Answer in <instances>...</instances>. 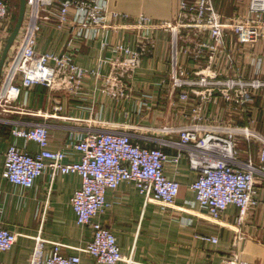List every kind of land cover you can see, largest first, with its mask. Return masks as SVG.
Masks as SVG:
<instances>
[{"label": "crops", "instance_id": "crops-1", "mask_svg": "<svg viewBox=\"0 0 264 264\" xmlns=\"http://www.w3.org/2000/svg\"><path fill=\"white\" fill-rule=\"evenodd\" d=\"M180 1L108 0L107 7L112 11L131 17L142 14L157 19V23L169 21L176 31L141 30L131 25L120 26L116 20H112L117 26L115 29L89 27L86 34L91 36L78 41V50L72 58L77 66L88 71L82 94L66 97L62 92L34 85L23 88L18 98L0 112V116L14 121L0 122V222L17 234L12 247L0 252V264H28L36 235L46 241L45 254L49 253L53 243H60L64 254L80 256V264H103L80 250L91 240L92 229L77 223L71 206V197L80 187L76 174H57L52 180L51 171L46 169L29 188L1 178L4 152L9 144L30 153L39 151L34 142L13 133L26 122L49 124L48 148L63 150L68 160H75L80 154L72 144L86 128L96 126H115L130 131L142 137L139 140L142 144L159 146L169 156L165 175L180 185L173 205L146 202L132 182L123 181L115 191L105 194L110 207L97 215L95 221L109 228L116 238L124 256L123 261L116 264H221L233 258L264 263V178L257 177L259 204L248 210L244 225L237 227V208L233 205L228 206L218 219H212L194 203L189 185L195 180L196 173L189 168L185 153L178 161L172 160L179 152L175 144L179 137L160 130L166 126L176 128L188 124L192 108L203 102L200 112L205 117L203 124L250 125L264 137V87L254 89L252 101L246 107H239L226 102L217 87L210 97L206 87L189 88V100L182 101L179 91L171 87L169 78L171 63L176 61L185 66L192 80H197L203 69H207L220 71L217 78L238 74L245 81H264V36L256 42L242 44L227 39L222 53L204 51L201 64H198L183 50L193 47L199 40L206 41L208 34L196 35L192 30L176 26ZM239 1L245 11L246 0H214V3L220 12L228 15L235 11ZM2 33L3 25H0V57L6 41ZM68 34L52 23L42 21L36 50L60 53ZM142 34L152 40L153 47L141 55L132 78L122 81L126 85L122 96L107 94L100 76L108 73L107 61L114 56L112 47L123 43L136 49ZM174 35L177 40L173 45ZM227 54L230 58H226ZM58 104L62 106L60 111L55 110ZM159 141L164 143L159 144ZM235 141L238 161L250 160L257 165L260 143H248L242 136H237ZM198 235L215 236L218 241L203 242ZM239 235L240 239L237 238Z\"/></svg>", "mask_w": 264, "mask_h": 264}, {"label": "built area", "instance_id": "built-area-1", "mask_svg": "<svg viewBox=\"0 0 264 264\" xmlns=\"http://www.w3.org/2000/svg\"><path fill=\"white\" fill-rule=\"evenodd\" d=\"M108 0H25L28 18L19 35V43L0 78V112L15 101L23 88L43 85L51 91L62 92L66 97L82 94L87 69L77 66L73 54L78 50V41L84 37L89 27L115 29L116 20L123 25L138 29H171L172 22H154L145 15L131 17L127 13L112 11L107 7ZM240 5V4H239ZM235 6V5H234ZM233 6V7H234ZM176 26L194 31L196 35L207 32L208 39L199 40L191 48L183 50L196 63L201 64L203 52L222 53L227 39L238 43H253L264 36V0H247L246 11L236 10L224 15L215 6L214 0H181ZM19 0H0V25L13 13H18ZM17 10V11H16ZM16 11V12H15ZM26 11V10H25ZM42 21L49 22L59 30L67 31L68 38L62 52H39L36 50L37 37ZM177 38L174 35L173 45ZM136 49L123 43L112 47L114 56L107 61L108 73L103 78V91L116 97L122 96L126 85L122 81L132 78L139 66L141 55L153 47L146 35H140ZM0 43H2L0 41ZM106 45V42L103 43ZM175 49V48H174ZM211 58V57H210ZM226 58H230L227 54ZM213 59L208 62L211 63ZM197 80L188 76L184 65L171 63L169 78L171 87L179 91L182 101L189 100V88L206 87L207 96L217 87L222 98L229 103L242 107L253 99L254 89L264 87V81L257 79L242 80L237 74L233 77L217 78L219 72L203 69ZM204 99V98H202ZM204 103H197L191 110L190 122L180 127H163L165 133L179 137L175 143L178 151L173 161H178L185 153L188 166L196 173L195 180L189 185L198 207L212 219L233 205L237 208L236 225L245 224L248 210L259 204L257 177L264 178V137L250 125L229 124L226 127L203 124ZM56 111L62 110L60 104ZM2 123H14L0 116ZM50 125L44 122H26L23 127L13 130L15 136L34 142L39 151L30 153L9 144L4 152L1 178L23 188H29L34 180L46 169L51 171L53 180L57 174H76L80 187L71 197V206L79 225L92 229L91 240L83 253L103 264H116L123 261L116 238L106 226L95 221L97 215L104 213L110 204L105 199L107 191H115L119 183L132 182L143 195L146 202H156L164 206L173 205L179 183L165 175V165L169 156L159 147H148L139 140L141 136L115 126H96L86 128L85 133L72 145L80 154L75 160H68L63 150H50ZM237 136L248 143H260L257 160L238 161L236 151ZM159 141V144H163ZM1 193V192H0ZM17 234L5 228L0 222V252L9 250L16 241ZM201 241L217 243L211 235H198ZM240 235L237 238L240 239ZM34 246L28 264H80V256L67 255L61 251L60 243H53L49 253H44L46 242L40 235L33 237ZM221 264H264L250 263L233 258Z\"/></svg>", "mask_w": 264, "mask_h": 264}, {"label": "rangeland", "instance_id": "rangeland-1", "mask_svg": "<svg viewBox=\"0 0 264 264\" xmlns=\"http://www.w3.org/2000/svg\"><path fill=\"white\" fill-rule=\"evenodd\" d=\"M238 3L241 4L240 1H239ZM214 4H215V3H214ZM239 4H237L236 7H234L235 10H236V12H237V13H243V12H245L246 9H245V11H244V7H242V4H241V5H239ZM223 5H224V4H223ZM244 6H247V0H246V2H245ZM16 11H17V10H16ZM16 11H15V12H16ZM17 12H18V11H17ZM16 17H17V13H13L12 16H11V18L8 19V20L4 23V31L6 32V35H8V34L11 32V30H12V28H13V26H14V23H15V21H16ZM27 18H28V10L26 9V11H25V15H24V19H23L22 25H21V27H20L19 33H18V35H17L15 41H14L13 44L11 45V47H10V49H9V51H8V53H7V55H6V57H5L3 67H6V66L9 64V62H10V60H11V58H12V54H13V52H14L15 48L17 47V45H18V43H19V40H20L19 35H20L21 31L23 30V28H24L25 25H26ZM156 20H157V19H156ZM156 20L153 19L154 22H155ZM0 78H1V77H0Z\"/></svg>", "mask_w": 264, "mask_h": 264}, {"label": "water", "instance_id": "water-1", "mask_svg": "<svg viewBox=\"0 0 264 264\" xmlns=\"http://www.w3.org/2000/svg\"><path fill=\"white\" fill-rule=\"evenodd\" d=\"M25 10H26L25 0H19V8H18L16 21L14 23V26H13L11 32L9 33L8 37L6 38L5 45L2 49V53H1V57H0V76H1L2 69H3L5 57L8 53L11 45L15 41L18 33H19L20 27H21L23 19H24Z\"/></svg>", "mask_w": 264, "mask_h": 264}]
</instances>
